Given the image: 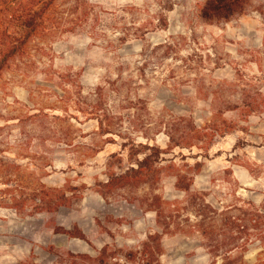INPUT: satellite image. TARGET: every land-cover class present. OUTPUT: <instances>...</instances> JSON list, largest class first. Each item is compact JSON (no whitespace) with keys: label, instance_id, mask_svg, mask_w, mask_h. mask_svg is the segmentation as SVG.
Masks as SVG:
<instances>
[{"label":"rangeland","instance_id":"rangeland-1","mask_svg":"<svg viewBox=\"0 0 264 264\" xmlns=\"http://www.w3.org/2000/svg\"><path fill=\"white\" fill-rule=\"evenodd\" d=\"M53 17L0 77V264H210L197 235L144 243L156 195L181 223L189 193L264 202V0H56ZM140 144L169 151L162 168L105 188L150 153ZM47 188L66 199L33 208ZM244 260L264 264V244Z\"/></svg>","mask_w":264,"mask_h":264},{"label":"trees","instance_id":"trees-1","mask_svg":"<svg viewBox=\"0 0 264 264\" xmlns=\"http://www.w3.org/2000/svg\"><path fill=\"white\" fill-rule=\"evenodd\" d=\"M226 6L220 5L218 10H225ZM55 7L56 0H0V77L11 68L17 58L27 54L30 42L38 35L57 32L55 27L49 25V19H58L53 17ZM252 109L257 111L260 108L256 109V106H253ZM39 116L32 115L33 118H40ZM59 118L54 116V119ZM98 121L101 132H109L103 121L99 118ZM194 130L197 142H203L202 129L194 127ZM211 130L215 133L226 131L225 127L221 126H215ZM139 146L151 150L150 153L143 151L144 157L137 161V168L131 167L125 173L110 178L104 185L105 188L112 186L113 183L135 186L149 174L158 173L162 168L159 163L165 160L161 155L169 151L161 149L158 145ZM170 162L171 164L167 166L172 169L174 164L173 161ZM187 166L190 169L195 168L197 172L200 164ZM176 177V187L188 192L191 182L187 181L184 174L177 173ZM43 194V199L40 198L38 203H34L33 208L55 210L66 199L63 189L47 188ZM103 196L106 197L105 193ZM188 200L195 207V219L188 217V223H181L178 220L181 207L177 203L164 200L161 196L154 197L153 210L160 232L149 234L144 243L145 247H149L150 240H160L167 233L197 235L201 246L210 254V264H245L244 256L249 245L254 241L264 244V202L259 206L249 199L236 197L233 203L217 207L207 201L206 193L203 192L189 193ZM142 264L161 263L145 258Z\"/></svg>","mask_w":264,"mask_h":264},{"label":"crops","instance_id":"crops-1","mask_svg":"<svg viewBox=\"0 0 264 264\" xmlns=\"http://www.w3.org/2000/svg\"><path fill=\"white\" fill-rule=\"evenodd\" d=\"M244 170H235V176L237 177L238 181L241 182L242 184L246 185L250 182L252 175L250 170L247 167H243Z\"/></svg>","mask_w":264,"mask_h":264}]
</instances>
